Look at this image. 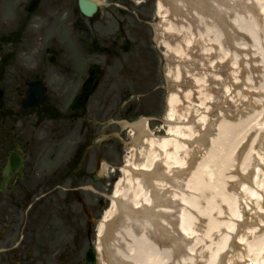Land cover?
Masks as SVG:
<instances>
[{
  "label": "bare ground",
  "instance_id": "obj_1",
  "mask_svg": "<svg viewBox=\"0 0 264 264\" xmlns=\"http://www.w3.org/2000/svg\"><path fill=\"white\" fill-rule=\"evenodd\" d=\"M156 18L167 137L130 126L98 264H264V0H156Z\"/></svg>",
  "mask_w": 264,
  "mask_h": 264
},
{
  "label": "flooded vegetation",
  "instance_id": "obj_2",
  "mask_svg": "<svg viewBox=\"0 0 264 264\" xmlns=\"http://www.w3.org/2000/svg\"><path fill=\"white\" fill-rule=\"evenodd\" d=\"M80 1L0 0V264H56V201L79 196L66 188L86 175L79 154L118 148L151 93L132 0H83L90 17Z\"/></svg>",
  "mask_w": 264,
  "mask_h": 264
},
{
  "label": "rangeland",
  "instance_id": "obj_3",
  "mask_svg": "<svg viewBox=\"0 0 264 264\" xmlns=\"http://www.w3.org/2000/svg\"><path fill=\"white\" fill-rule=\"evenodd\" d=\"M123 2L125 3V0ZM131 6L132 16L135 19L137 49L147 51L144 54L143 62L145 63L146 58V66L151 73L149 81L142 85L145 92L151 93L148 94L147 99L142 101L141 106H137L136 121L134 122L146 121L148 123L147 132L150 135L167 137L165 102L168 96L167 87L170 77H166L169 70L164 57V49L156 43L154 36L153 27L158 22L156 18V0H145L141 4ZM231 73L234 78L238 75L234 70ZM155 87L157 89L152 91ZM239 91L240 88H234L229 97L232 100L239 98ZM196 115H202L201 111H197ZM238 115L240 114H237L235 119ZM111 130L114 135L118 134L117 128H111ZM255 134L256 132L249 136V143L253 140ZM114 142L115 140L113 139L111 143ZM75 145L76 141L73 140L68 144L69 149L73 150ZM256 145L257 153L259 151L263 152L261 150L262 141L258 139ZM89 146L86 154H79L84 160L83 165L81 162L78 170L81 169V173L83 175L86 174L85 177L78 183L72 179L71 186L66 187L74 188L80 186L79 196L75 199L70 196L72 200L68 206L63 203L64 195L61 193H59V200L56 201V214H58L54 220L56 264H83V255L87 248L96 245L100 221L110 210L111 196L117 184L123 179V174L120 170L124 165H128V163L124 162V159L129 157L127 151L132 148V142L131 140L123 139L118 148L107 149L106 151V148L99 151V145ZM138 149L141 150L140 147ZM95 158H99V166L93 163ZM85 167L86 169H84ZM108 167H111V170H108ZM259 169L264 180V164ZM102 172L105 177L101 183L92 182L87 175L88 173H94L96 176H100ZM95 207H98V209H95ZM252 208V210L248 211V215L249 220L254 223L258 221L257 211L261 209L264 211V205L262 203H252ZM71 240L75 242L76 247L73 248Z\"/></svg>",
  "mask_w": 264,
  "mask_h": 264
},
{
  "label": "water",
  "instance_id": "obj_4",
  "mask_svg": "<svg viewBox=\"0 0 264 264\" xmlns=\"http://www.w3.org/2000/svg\"><path fill=\"white\" fill-rule=\"evenodd\" d=\"M80 8L83 13L90 16L94 10L95 6L94 4L87 3L85 1H80ZM170 203H165L164 206H169ZM122 224L121 222H118V225ZM113 236H110L109 239H112ZM94 262V254L91 249L88 250L86 256H85V264H92Z\"/></svg>",
  "mask_w": 264,
  "mask_h": 264
}]
</instances>
